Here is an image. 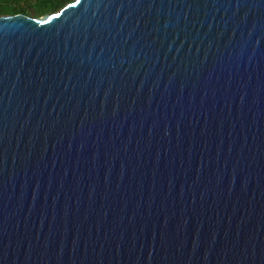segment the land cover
Here are the masks:
<instances>
[{
  "label": "water",
  "instance_id": "1",
  "mask_svg": "<svg viewBox=\"0 0 264 264\" xmlns=\"http://www.w3.org/2000/svg\"><path fill=\"white\" fill-rule=\"evenodd\" d=\"M0 264H264V0L0 15Z\"/></svg>",
  "mask_w": 264,
  "mask_h": 264
},
{
  "label": "trees",
  "instance_id": "2",
  "mask_svg": "<svg viewBox=\"0 0 264 264\" xmlns=\"http://www.w3.org/2000/svg\"><path fill=\"white\" fill-rule=\"evenodd\" d=\"M72 0H0V15L22 13L38 17L56 12Z\"/></svg>",
  "mask_w": 264,
  "mask_h": 264
},
{
  "label": "snow or ice",
  "instance_id": "3",
  "mask_svg": "<svg viewBox=\"0 0 264 264\" xmlns=\"http://www.w3.org/2000/svg\"><path fill=\"white\" fill-rule=\"evenodd\" d=\"M81 2V0H76V3L79 4ZM69 6H74V5H69ZM57 15H59V13H57Z\"/></svg>",
  "mask_w": 264,
  "mask_h": 264
}]
</instances>
